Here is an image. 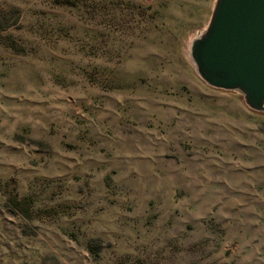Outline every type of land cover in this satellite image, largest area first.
Masks as SVG:
<instances>
[{
    "label": "rangeland",
    "instance_id": "374dc122",
    "mask_svg": "<svg viewBox=\"0 0 264 264\" xmlns=\"http://www.w3.org/2000/svg\"><path fill=\"white\" fill-rule=\"evenodd\" d=\"M215 0H0V264H264V112L186 56Z\"/></svg>",
    "mask_w": 264,
    "mask_h": 264
},
{
    "label": "water",
    "instance_id": "95a60500",
    "mask_svg": "<svg viewBox=\"0 0 264 264\" xmlns=\"http://www.w3.org/2000/svg\"><path fill=\"white\" fill-rule=\"evenodd\" d=\"M190 57L208 86L235 90L264 112V0H215Z\"/></svg>",
    "mask_w": 264,
    "mask_h": 264
},
{
    "label": "bare ground",
    "instance_id": "6f19581e",
    "mask_svg": "<svg viewBox=\"0 0 264 264\" xmlns=\"http://www.w3.org/2000/svg\"><path fill=\"white\" fill-rule=\"evenodd\" d=\"M201 31H202V30H201ZM201 31L199 30L198 32L194 33V34L191 36V38H190V40H189V42H188V45H187V50H186V56L188 57L190 63H191L192 66L194 67V69H195L194 63L192 62L191 57H190V45H191V42H192L197 36H199V34L201 33Z\"/></svg>",
    "mask_w": 264,
    "mask_h": 264
}]
</instances>
